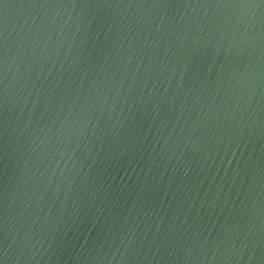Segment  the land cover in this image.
<instances>
[{"label":"water","instance_id":"95a60500","mask_svg":"<svg viewBox=\"0 0 264 264\" xmlns=\"http://www.w3.org/2000/svg\"><path fill=\"white\" fill-rule=\"evenodd\" d=\"M0 264H264V0H0Z\"/></svg>","mask_w":264,"mask_h":264}]
</instances>
